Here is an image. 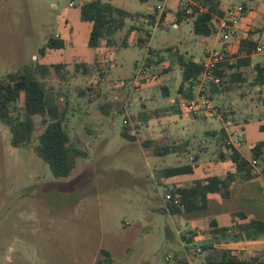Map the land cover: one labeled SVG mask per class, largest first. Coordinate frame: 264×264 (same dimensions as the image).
Listing matches in <instances>:
<instances>
[{"label": "rangeland", "instance_id": "obj_1", "mask_svg": "<svg viewBox=\"0 0 264 264\" xmlns=\"http://www.w3.org/2000/svg\"><path fill=\"white\" fill-rule=\"evenodd\" d=\"M88 1L92 0H0V80L27 65L61 67L51 69L47 86L62 95V105L68 100L71 140L88 153L77 160L70 176L55 178L34 144L12 146L10 130L0 121V264H95L104 258L103 250L110 253L111 264H174L178 258L205 264L203 245L214 242L220 249L233 242L211 236V220L229 226L232 213L226 211L244 212L251 204L236 201L243 193L238 187L221 212L216 213L220 207L211 203L172 215L166 212L167 196L174 185L186 187L235 171L231 163L217 162L223 151L221 129L228 137L241 133L237 149L249 158L250 148L264 141V87L261 92L252 87L254 70L242 67L246 82L220 96L228 121L216 109V101L213 111L197 118L171 114L181 98L179 54L204 60L207 47L222 49L219 37L196 35L192 21L173 25L187 0L170 1L157 14L160 0H101L134 17L115 33L110 47L102 43L92 48V25L81 13ZM248 4L264 24V0ZM146 14L154 15L155 21ZM132 25L138 30L129 33ZM56 37L66 46L41 56V48ZM95 59L104 71L100 83L96 74L86 77L75 71V64ZM254 63H264V54L254 56ZM83 90L85 95L80 94ZM103 104L111 105L108 115ZM165 108L171 115L164 116ZM125 123L135 141L121 135ZM36 127L39 134V117ZM173 141L187 144L186 150L156 156L146 145ZM188 164H197L194 173L163 177L166 168ZM258 179L236 183L248 184L245 197L254 198L253 211L264 222V178ZM189 238L194 239L187 244ZM263 241L253 243L259 247Z\"/></svg>", "mask_w": 264, "mask_h": 264}, {"label": "trees", "instance_id": "obj_2", "mask_svg": "<svg viewBox=\"0 0 264 264\" xmlns=\"http://www.w3.org/2000/svg\"><path fill=\"white\" fill-rule=\"evenodd\" d=\"M244 10L246 11L245 6ZM155 11L157 14V8ZM225 12L226 8L222 0H189V2L183 3L176 12L173 25L180 26L184 21H192L196 35L211 37L213 19L223 17ZM81 13L82 19L92 25L88 41V45L92 48H97L102 43L110 47L115 33L123 30L127 21L134 17V14L129 10L101 0L85 2L82 5ZM165 15L162 14L161 22ZM145 17L148 20L153 19V21L156 19L151 14H146ZM136 30L138 28L132 25L128 32L133 33ZM262 33L263 31L257 28H251L247 35L240 40L237 51L238 58L231 60L230 54L225 51V60L218 64L215 71V74L221 78V84L213 86L208 97L217 102L216 109L219 113H223L226 121H228L227 113L223 111L225 106L220 96L240 88L246 82V73L239 71V68L251 66L253 56L257 53V48L261 46ZM65 46V41L60 37L50 38L47 44L41 48L40 54L45 56L47 50L62 49ZM178 62L182 76L178 88L181 98H179L178 104H176V100L172 105L171 110L173 109L174 113L171 114L183 115L179 102L181 99L194 97L189 84L202 75L203 65L202 61L195 60L194 57L186 59L183 54H179ZM52 68L61 67L39 63L27 65L18 72L8 74L4 80H0V121L10 130L13 147L21 148L34 144L36 154L49 166L52 175L55 178H63L70 176L77 165V160L87 158L88 153L71 140L67 127L68 100L62 105V95L54 93L52 88L47 86L46 79ZM253 70L254 77L251 86L259 88L261 92L264 87V63L256 64ZM75 71H81L86 77L96 74L97 83H100L104 77V71L96 59L93 63L75 64ZM80 94L85 95L86 92L83 90L80 91ZM220 101L222 102L218 103ZM110 108V104L102 106L106 115L110 113ZM120 111L122 110L120 109ZM163 111L164 116L171 115L168 108ZM156 113L157 111L154 112V116L159 118ZM37 117L40 118L42 126L39 134H36ZM147 118L150 119L151 116ZM260 129L264 131V124L260 126ZM121 135L127 140L135 141V134L126 123L122 128ZM146 145L156 156H164L184 152L187 144L173 141L170 144L148 142ZM220 146L223 151L220 152L217 162H229L235 171H228L225 176L198 179L186 187L174 185L169 191L173 199L168 202L166 212L172 215H182L205 209L213 196H218L221 199L230 198L231 189L238 180L252 181L260 177L264 178V141L253 145L249 151V158H246L236 147L228 143L227 131L221 129ZM253 162H256V165H253ZM196 167L197 164L168 167L163 171V177L192 174ZM231 217L232 223L229 226H219L216 220H211L209 231L215 239L238 241L264 238L263 221L249 217L244 212H233ZM193 239H187V244H190ZM202 247L206 252L205 264H264V251L245 253L226 248L217 249L214 247V242H209ZM101 253L104 258L95 264H111L110 253L104 250ZM174 264L190 263L186 259L178 258Z\"/></svg>", "mask_w": 264, "mask_h": 264}, {"label": "built area", "instance_id": "obj_3", "mask_svg": "<svg viewBox=\"0 0 264 264\" xmlns=\"http://www.w3.org/2000/svg\"><path fill=\"white\" fill-rule=\"evenodd\" d=\"M170 1L173 0H160L162 6H158L157 10L164 11ZM186 2H189V0ZM244 13L243 4L239 0H231L224 16L213 19L211 36L219 37L223 43V47L222 49L206 48L205 59L202 60L203 73L199 78L189 84V88L194 93V97L181 99L179 102L183 113L199 117L214 110L212 100L208 96L213 86H219L221 84V78L215 74V71L217 70L218 64L225 60V51L231 54L234 52V45L239 44L235 38ZM257 53H264V47L259 46ZM239 137H241V133L234 132V137H228V143L237 148V144L240 143ZM252 164L256 165V162ZM167 199L172 201L173 197L168 195Z\"/></svg>", "mask_w": 264, "mask_h": 264}, {"label": "crops", "instance_id": "obj_4", "mask_svg": "<svg viewBox=\"0 0 264 264\" xmlns=\"http://www.w3.org/2000/svg\"><path fill=\"white\" fill-rule=\"evenodd\" d=\"M230 1L231 0H229L228 3H224V1H223V5H224L225 8H227V6L229 5ZM239 1L243 4V6L246 7V11H245V13H244V15L242 17L241 24L239 26V29H238V32H237V36H236L235 39L238 41V43H240V40L247 35L248 31L251 28H257V29L263 31V33L261 34V40H262L261 43H263V38H264V24L261 23V21H259V17L258 16H254V15L251 14V12H250L251 11V7L248 4L250 1H258L259 2L261 0H244V1L239 0ZM259 5H262V4L260 3ZM241 34H245V35L242 36ZM238 47H239V44L238 45H234V48H233L234 52L231 53L230 55L237 54ZM261 54H264V53H256L254 56L261 55ZM254 56H253V62L251 64V66H249L251 68H253L256 64H258V63H254ZM194 59L197 60L196 58H194ZM202 60H198V61H202ZM225 175L226 174H224L222 176H225ZM258 180H260V179H258ZM177 186L184 187L182 185H177ZM238 187H239L240 190H242L243 193L237 195L239 197H237L236 201L239 200L240 202L250 203L251 206L250 207L248 206V208H250V210L251 209L252 210L250 211V210L246 209L244 212L249 217L256 216L257 213H255L253 211L254 209L252 208V206L253 207H256L257 206V204L255 203L254 198L252 196L251 197H249V196H246L245 197V195H247L246 192L248 191V188H249L248 184H246V183H242L240 186H238V184L236 183L234 185V187L232 188L230 198L221 199V201H218V200H215V198L213 197L211 199V201L209 202V204H208L209 207H210V204L211 203H217L220 208H218L217 211H215V212L216 213L221 212L222 211L221 209L224 207V203L227 202V201L230 202V200L234 197L235 191H236V189ZM229 212L233 213V212H236V211H232V210H227L226 211V213H229ZM252 218H255L257 220H260V219H258L259 217H257V216L256 217H252ZM211 236H213V235L211 234ZM261 239H264V238H261ZM261 239H258V240H238V241H233V242L231 241V242L226 243V247H224V248H226V249H232V250H237V251H243L245 253H252V252H255V251H264V241H263L262 244L259 245V247H257V245L254 244V243L260 241ZM250 242H252V243L254 242V243L253 244H249ZM220 244H222V243H220ZM249 245H250V247H249ZM214 247L217 248V246L215 245V243H214ZM222 248L223 247H221L220 249H222ZM217 249H219V248H217Z\"/></svg>", "mask_w": 264, "mask_h": 264}]
</instances>
